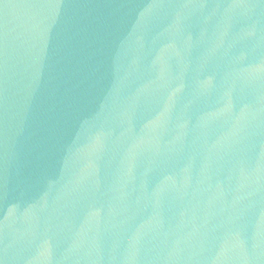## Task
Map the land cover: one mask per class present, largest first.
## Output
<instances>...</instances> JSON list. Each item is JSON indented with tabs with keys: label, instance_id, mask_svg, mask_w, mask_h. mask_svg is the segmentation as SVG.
I'll use <instances>...</instances> for the list:
<instances>
[{
	"label": "water",
	"instance_id": "water-1",
	"mask_svg": "<svg viewBox=\"0 0 264 264\" xmlns=\"http://www.w3.org/2000/svg\"><path fill=\"white\" fill-rule=\"evenodd\" d=\"M0 264H264V0H0Z\"/></svg>",
	"mask_w": 264,
	"mask_h": 264
}]
</instances>
